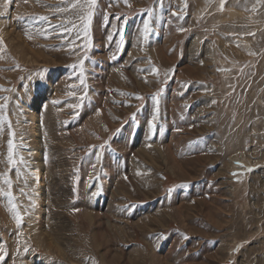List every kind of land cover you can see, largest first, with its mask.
I'll return each instance as SVG.
<instances>
[{"label":"rangeland","instance_id":"rangeland-1","mask_svg":"<svg viewBox=\"0 0 264 264\" xmlns=\"http://www.w3.org/2000/svg\"><path fill=\"white\" fill-rule=\"evenodd\" d=\"M69 2L0 0V264H264V0Z\"/></svg>","mask_w":264,"mask_h":264},{"label":"snow or ice","instance_id":"snow-or-ice-1","mask_svg":"<svg viewBox=\"0 0 264 264\" xmlns=\"http://www.w3.org/2000/svg\"><path fill=\"white\" fill-rule=\"evenodd\" d=\"M125 3H127V0H125ZM96 4H97V0H70L68 8L57 7V9H56L57 12H64V11H68L69 9L76 10L78 12L80 24L79 25L72 24L71 27H68L67 22H66V24L58 25L56 27L63 28V30L69 34H72L73 31L76 30L77 38H79V36L82 32L84 40L87 41V43L84 45V47L90 48L91 47L90 26L92 23V18H93V14H94V9L96 8ZM221 8H223V0H221ZM151 14H152L151 11L148 10V15H151ZM38 19L47 21L48 17L44 16V17H39ZM180 30H182V29H180ZM149 31H150L149 21L145 20L143 32L145 34H147ZM45 38H47V37H45ZM145 38H147L146 35H145ZM109 39H111V37H109ZM117 44H118V48H119L120 42H117ZM113 59H116V57L113 56ZM82 65H83V61H81V64L79 66L73 65L72 67L74 70L79 68L80 84L84 85L86 87ZM152 72L156 73V69H152ZM0 91H10V89L0 88ZM137 98L139 99V97H137ZM3 99L5 100V104H0V113L4 112V110L6 109V105H7V99L8 98L3 97ZM55 103H60V102L56 101ZM6 120H7L6 115H0V124H3V122H5ZM8 126H9V128H11L10 123ZM149 126L152 127L151 122H150ZM8 135H9V137H13L14 133L12 131H9ZM14 147H15V145H14L13 139H11V138L8 139V141H7V150H8L7 162L9 165H13L14 163H16V161L14 160V157H13ZM21 162H23V158H21ZM4 183L7 184L9 188H11V181L10 180H8L6 178L4 180ZM8 195L11 196V193L9 192ZM14 207H15V205H13V208ZM15 219H16L17 225H19L21 223V218L17 215L15 217Z\"/></svg>","mask_w":264,"mask_h":264},{"label":"bare ground","instance_id":"bare-ground-1","mask_svg":"<svg viewBox=\"0 0 264 264\" xmlns=\"http://www.w3.org/2000/svg\"><path fill=\"white\" fill-rule=\"evenodd\" d=\"M36 258L35 255H30L29 257V261L27 262L28 264H34L36 261ZM40 259V258H39Z\"/></svg>","mask_w":264,"mask_h":264}]
</instances>
